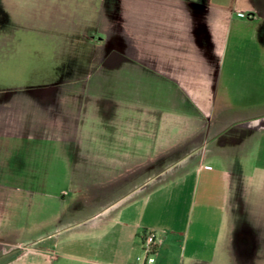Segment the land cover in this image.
<instances>
[{"label":"crops","instance_id":"0c3cea01","mask_svg":"<svg viewBox=\"0 0 264 264\" xmlns=\"http://www.w3.org/2000/svg\"><path fill=\"white\" fill-rule=\"evenodd\" d=\"M0 264H264V0H0Z\"/></svg>","mask_w":264,"mask_h":264},{"label":"built area","instance_id":"2783aa9c","mask_svg":"<svg viewBox=\"0 0 264 264\" xmlns=\"http://www.w3.org/2000/svg\"><path fill=\"white\" fill-rule=\"evenodd\" d=\"M142 246L146 262H154L155 255L158 249L156 233L153 231L147 232L143 238Z\"/></svg>","mask_w":264,"mask_h":264},{"label":"rangeland","instance_id":"374dc122","mask_svg":"<svg viewBox=\"0 0 264 264\" xmlns=\"http://www.w3.org/2000/svg\"><path fill=\"white\" fill-rule=\"evenodd\" d=\"M3 27V26H2ZM7 29H9V27H7ZM24 33L25 32H22V34H23V36H24ZM25 38V37H24ZM3 40H6L5 38L3 39ZM35 45L37 44V43H34ZM46 45V44H45ZM45 45H43V42L41 43V44H38L37 46L39 47V48H41L42 46H45ZM42 65V64H41ZM40 67H42V66H40ZM155 257H156V255H155Z\"/></svg>","mask_w":264,"mask_h":264}]
</instances>
